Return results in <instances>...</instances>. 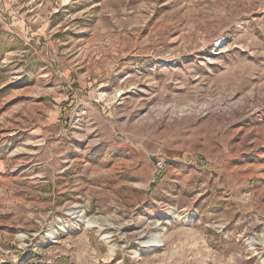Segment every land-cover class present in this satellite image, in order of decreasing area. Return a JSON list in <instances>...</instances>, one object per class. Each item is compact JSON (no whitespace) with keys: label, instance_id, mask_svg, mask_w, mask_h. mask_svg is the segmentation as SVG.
I'll use <instances>...</instances> for the list:
<instances>
[{"label":"rangeland","instance_id":"rangeland-1","mask_svg":"<svg viewBox=\"0 0 264 264\" xmlns=\"http://www.w3.org/2000/svg\"><path fill=\"white\" fill-rule=\"evenodd\" d=\"M1 34L0 264H264V0H0Z\"/></svg>","mask_w":264,"mask_h":264},{"label":"trees","instance_id":"trees-1","mask_svg":"<svg viewBox=\"0 0 264 264\" xmlns=\"http://www.w3.org/2000/svg\"><path fill=\"white\" fill-rule=\"evenodd\" d=\"M8 49V44H7V40L4 37V35H0V60L3 57V54L5 53V51Z\"/></svg>","mask_w":264,"mask_h":264},{"label":"built area","instance_id":"built-area-1","mask_svg":"<svg viewBox=\"0 0 264 264\" xmlns=\"http://www.w3.org/2000/svg\"><path fill=\"white\" fill-rule=\"evenodd\" d=\"M155 164H156V165L158 166V168H160V169H163V168L165 167V164H164V162H163L162 159L157 160Z\"/></svg>","mask_w":264,"mask_h":264},{"label":"crops","instance_id":"crops-1","mask_svg":"<svg viewBox=\"0 0 264 264\" xmlns=\"http://www.w3.org/2000/svg\"><path fill=\"white\" fill-rule=\"evenodd\" d=\"M11 13H13V10L11 11ZM14 18H16V17H14ZM19 22V24H21L20 22V20L18 21ZM38 33H39V31H38ZM68 72H69V70H67ZM65 82H67V80H65ZM62 97H64V96H62ZM60 99H62V98H60ZM63 100V99H62ZM65 100V99H64ZM61 101V100H60ZM70 103H72V100L70 101ZM67 105H69V104H67ZM66 105H63V110L65 111L66 110ZM11 135V134H10ZM8 143H10V142H8ZM5 145H7V143L5 144ZM10 145V144H9ZM0 149H2V147L0 148Z\"/></svg>","mask_w":264,"mask_h":264},{"label":"bare ground","instance_id":"bare-ground-1","mask_svg":"<svg viewBox=\"0 0 264 264\" xmlns=\"http://www.w3.org/2000/svg\"><path fill=\"white\" fill-rule=\"evenodd\" d=\"M161 239V238H160ZM159 241H161V240H159V239H154V241L152 242V245H158V243H159Z\"/></svg>","mask_w":264,"mask_h":264}]
</instances>
